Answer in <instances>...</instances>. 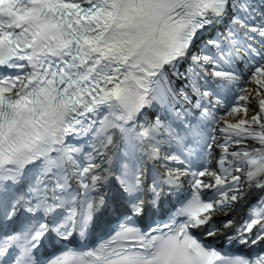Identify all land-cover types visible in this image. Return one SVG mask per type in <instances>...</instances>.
<instances>
[{
	"label": "snow or ice",
	"instance_id": "1",
	"mask_svg": "<svg viewBox=\"0 0 264 264\" xmlns=\"http://www.w3.org/2000/svg\"><path fill=\"white\" fill-rule=\"evenodd\" d=\"M252 192L264 0H0V264H264L205 242ZM110 199L118 222L89 247ZM239 237L264 243V195Z\"/></svg>",
	"mask_w": 264,
	"mask_h": 264
},
{
	"label": "bare ground",
	"instance_id": "2",
	"mask_svg": "<svg viewBox=\"0 0 264 264\" xmlns=\"http://www.w3.org/2000/svg\"><path fill=\"white\" fill-rule=\"evenodd\" d=\"M240 209H241V207H240Z\"/></svg>",
	"mask_w": 264,
	"mask_h": 264
}]
</instances>
